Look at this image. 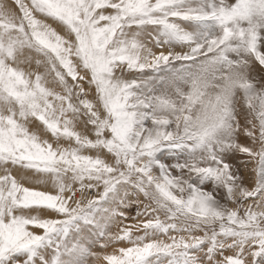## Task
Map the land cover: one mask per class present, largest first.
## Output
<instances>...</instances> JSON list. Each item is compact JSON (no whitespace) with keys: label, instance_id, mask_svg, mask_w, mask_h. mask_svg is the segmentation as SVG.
Here are the masks:
<instances>
[{"label":"snow or ice","instance_id":"1","mask_svg":"<svg viewBox=\"0 0 264 264\" xmlns=\"http://www.w3.org/2000/svg\"><path fill=\"white\" fill-rule=\"evenodd\" d=\"M12 3L0 264H264V0Z\"/></svg>","mask_w":264,"mask_h":264},{"label":"rangeland","instance_id":"2","mask_svg":"<svg viewBox=\"0 0 264 264\" xmlns=\"http://www.w3.org/2000/svg\"><path fill=\"white\" fill-rule=\"evenodd\" d=\"M4 2H6L8 5H12L14 7V5L12 3V0H4ZM162 159L165 160V161H169L170 160V157L165 153V155L162 156ZM246 159H247L246 157H241L239 159H236L235 162H234V164H233L234 170L236 169L237 166H239L240 172L241 173H244L245 172L244 163H245V160ZM250 167L251 166H249V170H250ZM19 178L26 184L25 186L29 185L28 187H34V188H37L39 190H46L45 185H43V184H37L35 178H25L23 176V174H21ZM27 181H29V183ZM203 187L205 188V190H209L211 188V185L210 184H205ZM47 188H51V184L50 183L47 185ZM129 213H130L131 216H135V214H136V207L133 206L131 209H129ZM134 223H135V221L134 220H131V219H129V220H127V221L124 222L125 225H131V224H134ZM117 230H118L117 229V226L114 224L113 227H112V231L115 232ZM119 246H127V245L126 244L117 245V247H119ZM107 251L109 253H111L113 251V249L112 248H109ZM101 264H102V262H101Z\"/></svg>","mask_w":264,"mask_h":264},{"label":"bare ground","instance_id":"3","mask_svg":"<svg viewBox=\"0 0 264 264\" xmlns=\"http://www.w3.org/2000/svg\"><path fill=\"white\" fill-rule=\"evenodd\" d=\"M25 180H26V179H25ZM34 180H35V179H34ZM22 182H23V181H22ZM27 182L29 183V181H27ZM27 182H26V183H27ZM28 183H27V184H28ZM32 183H33V182H32ZM33 184H34V183H33ZM25 185H26V184H25ZM27 186H29V185H27Z\"/></svg>","mask_w":264,"mask_h":264}]
</instances>
